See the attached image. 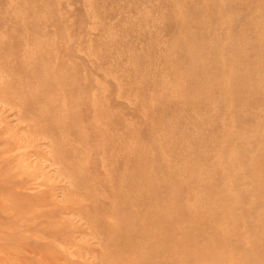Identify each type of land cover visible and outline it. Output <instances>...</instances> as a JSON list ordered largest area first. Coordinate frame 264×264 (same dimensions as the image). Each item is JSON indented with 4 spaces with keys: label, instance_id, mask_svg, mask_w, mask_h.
<instances>
[{
    "label": "rangeland",
    "instance_id": "obj_1",
    "mask_svg": "<svg viewBox=\"0 0 264 264\" xmlns=\"http://www.w3.org/2000/svg\"><path fill=\"white\" fill-rule=\"evenodd\" d=\"M6 259L264 264V0H0Z\"/></svg>",
    "mask_w": 264,
    "mask_h": 264
},
{
    "label": "bare ground",
    "instance_id": "obj_2",
    "mask_svg": "<svg viewBox=\"0 0 264 264\" xmlns=\"http://www.w3.org/2000/svg\"><path fill=\"white\" fill-rule=\"evenodd\" d=\"M6 258H8V257H6ZM18 260H19V259H18ZM18 260H17V259H11V260H7V259H6V264H22V263H20ZM48 260H49L50 262H52V263H56V262H57V258L54 257V256L48 258ZM27 264H29V263H27Z\"/></svg>",
    "mask_w": 264,
    "mask_h": 264
}]
</instances>
